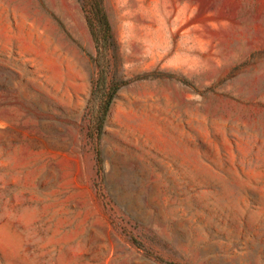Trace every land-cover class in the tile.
Segmentation results:
<instances>
[{"label":"rangeland","instance_id":"obj_1","mask_svg":"<svg viewBox=\"0 0 264 264\" xmlns=\"http://www.w3.org/2000/svg\"><path fill=\"white\" fill-rule=\"evenodd\" d=\"M166 262L264 264V0H0V264Z\"/></svg>","mask_w":264,"mask_h":264},{"label":"trees","instance_id":"obj_2","mask_svg":"<svg viewBox=\"0 0 264 264\" xmlns=\"http://www.w3.org/2000/svg\"><path fill=\"white\" fill-rule=\"evenodd\" d=\"M100 18H101L100 21L103 25V29H104L105 34L109 33L110 32V26H109L108 17L106 15L104 9H102V6H101V17ZM89 21H90V18H89ZM98 66L100 67V71H99L98 76H96L92 80L91 98L93 99L97 95H100V99L102 100L103 110H102V116L100 118V123H99L100 124L99 134H101L115 93L117 92V90L122 85L128 83V81H125V82H122L119 84H114V83L108 84V73H109V69H110L109 60L100 61ZM96 161H97L98 166H100L102 163V157H101V151L99 148L96 150ZM166 264H172V263L166 262Z\"/></svg>","mask_w":264,"mask_h":264}]
</instances>
